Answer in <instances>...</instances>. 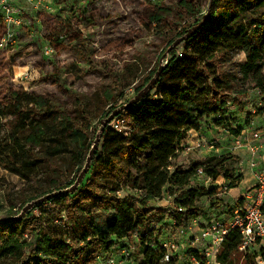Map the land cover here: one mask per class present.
<instances>
[{
	"label": "rangeland",
	"instance_id": "rangeland-1",
	"mask_svg": "<svg viewBox=\"0 0 264 264\" xmlns=\"http://www.w3.org/2000/svg\"><path fill=\"white\" fill-rule=\"evenodd\" d=\"M184 1L67 0L54 6L53 12L46 11L44 7L36 12L30 5L24 4L21 15L24 27L16 32V45L10 52H1L10 61L11 83L31 96H43L53 102L55 109L73 121V126L81 130V135L63 139L69 141V146L74 144L81 155L93 147L102 123L110 115L143 92L173 54L180 57L187 39L186 32L199 24L206 14L219 13L225 3L224 0L215 3H212L214 0H194L190 11L185 9L186 6L182 8ZM261 12L263 10L247 12L242 20H260L258 16ZM84 16L90 23L89 27L82 22ZM153 18L159 22H152ZM74 32L82 35L80 45L71 41L70 33ZM29 42H37L39 49L33 50ZM46 51L49 53L46 54ZM259 62L264 65V51ZM245 63L246 54L241 48L230 51L222 63L221 69L231 86V91L227 93V117L232 121L231 127H219L214 118H206L199 131L188 132L177 158L173 160V165L187 169L199 166L214 156L234 155L239 158V166L235 170L230 169L229 174L233 178L242 174L245 190L239 187L231 191L229 179H219L214 183L198 174L186 188L173 191L166 188L162 198L149 202L145 210L147 222L151 221L161 234L160 240L186 244L181 254L201 248V243L194 242L191 236L198 235L199 229L208 223L213 214L219 218L231 217L238 200L254 187L255 169L250 166L252 156L247 150L248 145L258 147L253 158L258 171L264 170V100L252 78L242 75L239 66ZM108 126L121 134L129 131L128 121L123 116L119 118V115ZM61 128L59 132L48 131L44 147L52 148L61 141ZM230 128L241 129V134H232ZM4 132L0 129V137ZM79 163L76 153L72 152L52 159L57 168L56 174L60 175L58 180L63 184L76 182L74 178L79 175ZM43 169L38 171L41 177L39 183H34V179L27 182L0 167V219L21 216L24 235L31 246H34L33 239L38 233V221L46 222L61 232L64 241L78 253L80 261L104 264L97 241L89 238L84 242L82 235L89 230L91 220L104 232L106 221L116 213L114 210L87 207L82 212V208L88 205L83 193L76 197L71 192L60 195L58 199L43 201L23 212L34 202L30 201V197L36 191H49ZM89 176L90 172L78 190L85 186ZM189 191L196 194L195 204L199 211L196 218L181 224L173 214L182 210L178 200L187 196ZM100 195L107 196L108 192H100ZM116 196L142 198L143 193L122 186ZM139 249L140 246H136V261L140 258ZM251 254L249 256L254 259ZM244 256L241 253L238 264H242ZM186 258L182 257L183 260Z\"/></svg>",
	"mask_w": 264,
	"mask_h": 264
},
{
	"label": "trees",
	"instance_id": "trees-1",
	"mask_svg": "<svg viewBox=\"0 0 264 264\" xmlns=\"http://www.w3.org/2000/svg\"><path fill=\"white\" fill-rule=\"evenodd\" d=\"M65 1L55 0V3ZM224 1L222 10L210 15L206 25L186 39L180 57L173 54L168 60L152 86L154 92L149 91L138 103L119 114V118L123 116L128 121L129 131L121 134L112 127L105 128L85 186L73 191L76 197L83 193L88 204L82 208V212L87 207L94 210L110 208L116 212L106 221L104 232L95 227L91 220L89 230L82 235L84 242L89 238L96 240L103 254L118 240L136 234L139 238V256H142L140 264H177L176 258L163 261L166 251L161 246V234L151 225V221L147 222L145 216L149 202L161 199L166 188L173 191L188 187L199 169L214 183L219 179H229L230 190L237 189L244 180L242 174L236 178L229 174L239 166V158L231 154L211 157L199 166L187 169L173 165L188 132L199 131L206 118H214L219 127H231L232 121L227 117V93L231 91V86L221 69L230 51L241 48L245 52L246 63L239 66L240 71L243 76L252 78L264 100V65L259 62L264 51V0ZM193 2L184 1L182 8L186 6L185 9L191 11ZM215 2L217 0L212 3ZM261 10L263 12L258 16L260 20H242L247 12ZM151 21L159 22L157 18ZM82 22L90 26L85 16ZM3 33L0 27V38ZM70 35L71 41L81 44L80 32ZM28 45L33 50L39 49L37 42H29ZM1 52L0 129L5 132L0 137V167L27 182L34 179V183H39L41 177L38 173L43 169L41 166H45L42 174L49 183V191H36L30 197L32 202L66 190L75 183L63 184L58 180L60 175L56 174L53 158L63 153H76V159L80 161V174L91 148L80 155L74 144L69 146V141L63 138L72 139V136L81 135V130L55 109L53 102L17 89L11 83L10 61ZM59 127H62L61 141L52 148L44 147L48 131L59 132ZM231 131L239 136L242 130ZM74 179L77 180V177ZM122 186L142 192L143 197L118 198L116 193ZM100 192H108V195H100ZM196 200L197 196L192 191L178 200L180 209L186 210L173 214L178 223L184 224L196 218L199 211ZM243 203L244 197H241L231 212L243 206ZM11 218L0 219V264H85L55 226L38 221V233L33 239L34 246H31L22 228L24 221ZM241 243L240 232L231 230L218 255L220 264H238ZM242 264L255 263L251 256L246 255Z\"/></svg>",
	"mask_w": 264,
	"mask_h": 264
},
{
	"label": "built area",
	"instance_id": "built-area-1",
	"mask_svg": "<svg viewBox=\"0 0 264 264\" xmlns=\"http://www.w3.org/2000/svg\"><path fill=\"white\" fill-rule=\"evenodd\" d=\"M30 5L34 11L39 12L41 8L46 11H55L54 6H59L55 0H0V27L4 33L0 38V51L10 52L16 45V32L24 27V11L22 5ZM46 54L49 52L46 51ZM252 156L250 166L255 169V184L251 191L246 193L243 206L236 208L231 217L219 218L216 214L208 223L199 229V234L191 236L196 243H201V248L188 250L181 254L186 244H177L175 240H161V246L165 249L164 262L177 259V264H220L218 255L222 249L226 236L231 230H238L242 236L239 252L255 257L256 264H264V170L258 171V165L254 156L258 151L256 146H247ZM198 174L205 176L202 169ZM190 239V238H189ZM139 238L135 234L118 240L108 252L103 254L104 264H140L142 256L136 261L135 248L138 246ZM183 256H187L185 260Z\"/></svg>",
	"mask_w": 264,
	"mask_h": 264
},
{
	"label": "water",
	"instance_id": "water-1",
	"mask_svg": "<svg viewBox=\"0 0 264 264\" xmlns=\"http://www.w3.org/2000/svg\"><path fill=\"white\" fill-rule=\"evenodd\" d=\"M213 0H211L212 2ZM210 18V14H206L204 17H203V20L197 24L196 26H194L190 31H188V34L186 35V38L188 39L189 37H191L194 33L198 32L203 26L206 25V23L208 22ZM162 70H160L157 74H156V77L155 79L144 89L143 92H141L140 94H138L136 96V98L132 101H130L127 105H125L124 107H122L120 110H118L117 112H115L114 114L110 115L106 121L104 123H102L101 127H100V134H98L97 136V139L95 140L94 142V145L93 147L91 148L90 150V153H89V156L87 158V161H86V164L83 168V170L81 171V173L79 174V176L77 177V180L76 182L74 183L73 186H71L70 188H68L67 190H63V191H58V192H54L50 195H46L32 203H30L28 206H26L23 210V212L25 213L26 211H28L29 209H31L34 205L36 204H40L42 203L43 201H46V200H49L51 198H54V197H57L59 195H66L68 193H71L73 192L74 190H76L80 184L83 183L88 171H89V168L91 166V163H92V159L94 157V154H95V151L96 149L98 148V145L100 143V139H101V136L103 134V131L105 130V128L108 126V124H110L114 118L119 115L120 113H122L123 111L127 110L129 107H131L132 105L136 104L139 102L140 99H142L144 97V95H146L147 93H149V91H151L152 89V86L155 84V81L157 80V78L159 77V73L161 72ZM11 219H15V220H21V216H18V217H12ZM1 221V220H0Z\"/></svg>",
	"mask_w": 264,
	"mask_h": 264
},
{
	"label": "crops",
	"instance_id": "crops-1",
	"mask_svg": "<svg viewBox=\"0 0 264 264\" xmlns=\"http://www.w3.org/2000/svg\"><path fill=\"white\" fill-rule=\"evenodd\" d=\"M244 182V181H243ZM243 182L240 184V186L239 187H243L242 185H243ZM238 187V188H239ZM245 187V186H244ZM243 187V190H245V188ZM234 190H236V189H233V190H231V191H234ZM243 190H240L239 192H242Z\"/></svg>",
	"mask_w": 264,
	"mask_h": 264
},
{
	"label": "bare ground",
	"instance_id": "bare-ground-1",
	"mask_svg": "<svg viewBox=\"0 0 264 264\" xmlns=\"http://www.w3.org/2000/svg\"><path fill=\"white\" fill-rule=\"evenodd\" d=\"M235 191V190H234Z\"/></svg>",
	"mask_w": 264,
	"mask_h": 264
}]
</instances>
